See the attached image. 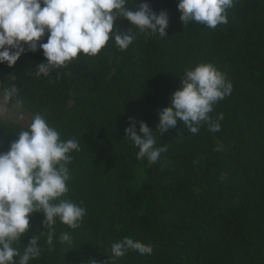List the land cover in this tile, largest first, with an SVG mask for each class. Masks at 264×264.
Listing matches in <instances>:
<instances>
[{
    "label": "trees",
    "instance_id": "trees-1",
    "mask_svg": "<svg viewBox=\"0 0 264 264\" xmlns=\"http://www.w3.org/2000/svg\"><path fill=\"white\" fill-rule=\"evenodd\" d=\"M143 2L168 12V36L141 33L120 18L116 28L133 27L135 36L125 51L110 39L97 55L80 53L39 78L43 49L26 51L12 67L0 63L2 91L18 89L10 102L41 115L61 140L79 142L70 154L69 191L53 202L86 208L76 229L59 218L49 229L42 212L29 214V230L13 247L22 255L38 238L41 254L29 264H264V0H234L228 22L215 29L183 25L179 0H137L136 8ZM200 63L214 64L233 84L209 113L213 120L223 113L220 130L202 123L193 134L178 121L162 135L159 112L171 105L186 70ZM130 118L138 134L139 122L148 124L154 147L167 146L151 165L126 137ZM28 128L0 121V152ZM62 233L70 243L60 241ZM126 236L153 252L112 257L111 245Z\"/></svg>",
    "mask_w": 264,
    "mask_h": 264
},
{
    "label": "clouds",
    "instance_id": "clouds-1",
    "mask_svg": "<svg viewBox=\"0 0 264 264\" xmlns=\"http://www.w3.org/2000/svg\"><path fill=\"white\" fill-rule=\"evenodd\" d=\"M128 2L0 0V63L12 67L26 51L43 49L47 59L37 65L35 75L39 78L67 66L80 53L97 55L110 39L125 51L135 36L133 27L127 31L116 28L115 21L120 18H126L141 33L168 36L170 17L167 11L157 13L148 2L140 3L137 9V0L135 7L130 8ZM233 5L234 0H179L177 7L183 25L195 21L215 29L228 22L227 9ZM46 34L47 42H42ZM181 83L182 87L173 93L171 105L159 112L157 130L166 134L182 121L193 134L199 131L202 123L208 125L209 131L218 132L223 113L215 120L209 113L233 90L226 74L212 63H200L194 69L186 70ZM16 95L18 89L12 85L7 96ZM130 121L131 126L125 129L126 137L139 148L137 158H146L151 165L167 151V146L154 147L156 140L146 122H139L141 135L137 132L135 119L130 118ZM79 150L75 138L61 140L59 132L37 114L28 130L19 132L10 149L0 152V264H29L30 260L40 256L36 236L29 239L22 255L13 247L14 242L29 230L31 213L42 212L45 216L43 224L49 229L56 223V218L72 229L80 226L86 208L70 200L53 202L69 191L68 165L73 160L70 154ZM216 150L221 151L222 146ZM53 232L50 231L47 237L50 246ZM59 239L71 242L69 233H62ZM130 250L146 255L153 252V246L128 236L111 245L112 257H122ZM17 256L18 262L14 260Z\"/></svg>",
    "mask_w": 264,
    "mask_h": 264
},
{
    "label": "rangeland",
    "instance_id": "rangeland-1",
    "mask_svg": "<svg viewBox=\"0 0 264 264\" xmlns=\"http://www.w3.org/2000/svg\"><path fill=\"white\" fill-rule=\"evenodd\" d=\"M116 23H118V20L115 21ZM1 84L0 79V121H10L24 126H30L33 119L32 113L19 103H11L2 91Z\"/></svg>",
    "mask_w": 264,
    "mask_h": 264
}]
</instances>
